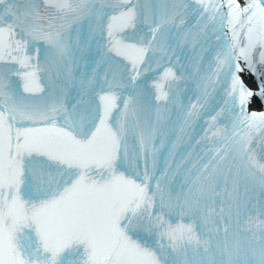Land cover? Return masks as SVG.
I'll return each instance as SVG.
<instances>
[{"label":"snow or ice","instance_id":"obj_1","mask_svg":"<svg viewBox=\"0 0 264 264\" xmlns=\"http://www.w3.org/2000/svg\"><path fill=\"white\" fill-rule=\"evenodd\" d=\"M0 264H264V0H0Z\"/></svg>","mask_w":264,"mask_h":264}]
</instances>
